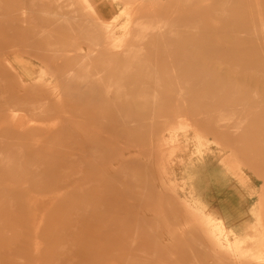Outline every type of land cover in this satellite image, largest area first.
Wrapping results in <instances>:
<instances>
[{
	"label": "rangeland",
	"instance_id": "obj_1",
	"mask_svg": "<svg viewBox=\"0 0 264 264\" xmlns=\"http://www.w3.org/2000/svg\"><path fill=\"white\" fill-rule=\"evenodd\" d=\"M0 3V85L2 84V87H0V165H7L5 163L7 159L13 161L16 166L24 163L25 168L21 171H16V181L18 180L19 182L17 186H15V188H23V192L25 191L26 194L24 198H27V189L31 190L30 194H32V196H39V191L42 192L43 190L51 189L52 191L49 190L51 192L48 191V194H51L55 193V191H53L54 188H59L58 190L62 195L60 204L51 209H49L48 206H38L36 210L37 214L39 216L43 215V220L40 222L38 229L36 227L37 242L39 245L37 249H34L32 245L33 222L28 216L27 203L22 202V197L18 199L14 198L18 197V195L12 197L13 194L10 193L7 186L4 187H7V192L3 191L4 188L0 189V212L5 211L6 220L11 222L10 225L14 227L16 231L13 236L8 228L9 223H0V264H9L8 261L11 262V260H9L10 257L17 255L21 256L22 259L14 262L15 264H36L39 262H44L43 264H122L116 256L127 252V249L125 248L124 250L123 248V238L126 239L127 236L122 233V220L119 212L121 211L122 204L124 202L126 204L125 196L127 191L130 190L129 187H135L131 190L132 193L152 192L151 195L147 194L144 196V203L138 201V206H141L139 207L140 210H138L139 217H142L140 214L145 212L143 204H147L148 207L153 208V203L157 204V201L154 200L161 197L166 198V200L163 201L169 200L168 202L172 205H174L175 202L174 199L166 194L162 186L157 184L158 179L155 175V168L151 164V160H154L155 156L154 149L152 148V144L154 143L153 137H155L156 133V128L153 126L154 119H168L167 114L169 113L170 116L173 117L180 115V113L187 115L192 124V126L187 129L193 127L207 133L214 132L218 141H215L218 144L216 145V149L219 153L218 158L225 155L223 150L228 149L232 153L234 151L235 154L233 155L235 158L237 157L238 160L242 159L239 162L241 173L247 176L248 181H250L256 193L255 195L246 192L243 193V198L239 199L238 202H235V200L232 202L234 206L240 207L245 203L252 205L255 201H261L259 195L261 197L260 193L264 190V106H262L264 105V78L260 80V78L253 75L250 71L251 69L248 68L260 64L261 67L264 68V56L244 55L245 52L255 51L250 48H245L243 51H240L243 54L237 55L236 53L231 59L228 58L226 53L221 52L222 49L218 48L219 51L212 53L216 58H206L199 51V55H196V53L194 54L198 59L193 56L192 65L189 67L182 65L181 68H173L178 70L174 75L176 78L170 77V72L168 71L169 64L168 67H161L158 70L159 73L155 72V74L153 73L151 75L144 71H139V73L142 72L139 77H137L138 73H134L135 71H132L134 74L125 75L126 77L120 74V80L132 86L139 84V82L134 79L135 77L136 79L142 78V83H157L161 85V87L167 86L168 84L169 86L166 90L159 93V101L172 99V93H174L175 90L174 87L178 85V83L179 85L182 83V85L187 87L188 83L192 82L191 80H194L196 75L197 77L203 75H199L197 71H186V73H181L179 71L180 69H193L195 66H198V68L206 66L212 71L216 68V71L220 70L218 71L219 73L217 72L216 74L230 78L229 82H226L229 84H227L225 88L219 84H217V86H212L211 88L215 89V92L211 96L209 94L207 95L208 92H206V90H201L203 92L199 91L192 97H188L189 101L192 100L193 105H184L182 108H186L180 111L175 110L176 114L173 113V110L166 113V107L170 106L169 109H181L177 102L176 105L178 107L176 105H160L159 102V104H152L151 106L150 103L144 100V102L141 103L142 99L140 98L141 104L136 108L133 107L134 111L130 114L133 115V118L130 119L127 115V120H132L127 123L131 125L132 122L137 123L138 120V122H140L141 119L144 120V116L142 115H145V120L148 118L152 123L147 120L144 122L141 120L143 123L140 122L139 124L137 123V125L134 123L132 126H135V129L128 131L126 129V122L120 116H117V113L111 109L112 107L108 101L111 98V93L107 91V87L106 89L104 88L106 85L110 84V75H114L113 77H116V81L119 82L118 78L120 77L117 76L118 74L109 75L108 67H105L106 72L102 71V75L100 76L101 80H97L96 77L95 79L99 82L95 83L94 75L97 76L95 71L100 70L101 58L99 55H94L98 52V46H94L92 42L87 41L84 37L86 23L83 17L85 16V12L79 8L76 12V14L78 13L77 19H71L66 24H63L60 21L54 22V15L45 14L38 9L44 8L47 4L55 5L56 0H43L40 3L37 2L34 5V7L37 8L28 13L27 8L32 5L31 0H2ZM195 3L193 7L199 8L202 13H204L205 5H211L210 0H197ZM151 4H153L152 8L154 10L146 14H150L152 17L158 19L162 18L161 20L164 22H173L172 24L174 25L168 24L166 26L170 28L174 27L175 31L177 30L176 36L179 38L188 34L185 20H190L191 18H189V15L185 16L187 13L183 9L178 12V6L167 4L165 0L158 5L156 2ZM89 6L90 13L88 14L89 22L87 24L89 34H92L94 30L95 21L103 22L108 27L112 26L111 29L115 36L122 34V29L128 18L126 15L127 8L120 0H113V4H111L109 0H89ZM211 8L212 5L210 6V9ZM186 11L188 12V9ZM72 13L73 11L70 14ZM193 16H195L193 18L199 17L194 20L197 21L198 19L200 23L204 22L203 15L199 16L194 14ZM205 17L207 18V16ZM233 19L236 20V18ZM211 28L217 29V32H212L210 36H242L250 38L249 30L252 31L253 29L264 28V24L255 25L252 24L250 18L241 17L239 18V22L213 26ZM218 29H222V31L218 32ZM225 29L229 30L224 31ZM239 30H244V32H240ZM257 37L256 39L251 38L243 42L241 40H224L209 44H213V46H217L218 44L217 47L234 43L247 46L263 45L264 33H261L259 36L257 35ZM162 41L163 39L152 37V39H148L145 42L152 47L150 50L147 49L148 51L142 56L145 63H150V60L158 57V51L162 46L168 44L166 42L167 40H164L165 42ZM161 42L163 44H161ZM169 42L177 45V42L172 40ZM186 45L189 47L177 48L174 51L180 54V57L184 55V51H186V53L198 51V48L195 49L196 46L194 44H192V47L190 43ZM200 55L203 57L201 58ZM14 57L20 60L17 62L14 61V65L18 67L19 72L17 69H14L15 67L8 66L5 63L6 59H14ZM204 61H206V65H203ZM222 61H224V63ZM249 63H251V65ZM40 70H42V72H39ZM204 70L200 73H204ZM15 71H17V73H15ZM202 77L211 76L205 74V76ZM253 80L261 81L262 85H258L256 82L254 83ZM179 81L182 82L180 83ZM103 83L105 85H103ZM238 83H246V85H243L242 88V84ZM255 84L257 86H255ZM248 85H251V88ZM249 88L251 89V93ZM253 88L259 89L254 90L255 93H253ZM161 94H164V96H161ZM251 94L253 95L251 96ZM255 96H257L258 99L255 98ZM250 97L258 100L259 104H256L257 107L252 106L250 103L253 101V104H255L257 100H251ZM55 98L58 99L54 101ZM128 98L131 99L129 96L127 99ZM21 99L27 100V103H22L23 100ZM36 99L52 100V103L43 106V110H45L42 112L43 115H40L42 113L39 115L33 112L31 113L36 124L44 127L50 126L48 131L41 130L40 128H27V126L31 124V120L29 119L31 114L28 115V113L21 112L22 110L20 107L24 109V106H28L25 109H27V112H30L28 109L31 107L29 105H31L30 102L32 101L29 102V100L36 101ZM246 99H248L247 102ZM13 101L16 102L12 103ZM100 102H103V104L100 105ZM247 106L248 108H246ZM11 108L14 109L13 111L15 114L13 115L15 117L11 121L5 120V116L9 113V110H12ZM99 109L105 110L104 113L106 116L108 118L112 116L114 120L111 123L86 120L87 118L91 119V116H95L96 111H100ZM136 110L140 113L138 120L135 119L134 116L137 115L134 113ZM58 114L60 116H58ZM67 114L74 115L75 117ZM217 114H231L235 119H232L224 125L216 122L215 115ZM242 117L245 118L243 127L238 128V131H233L230 127L231 124L235 121H240ZM158 125H160L161 128L163 127L160 132L167 135V130L163 129L168 127L169 124H161L159 122ZM82 126L85 128H81ZM101 130L103 131L102 135H104V139L92 142L93 131L95 133ZM186 132L189 136L192 134L190 131ZM180 133L181 132H179V134ZM243 134L248 135L250 139L248 142H245L247 148H241V146H239L243 141ZM130 142H132V145ZM133 143L135 144L134 146ZM125 147L135 148L130 151L129 155L133 158V154L136 150V152H138V155L136 154V159L133 158L132 160L124 162L117 161V163H112L114 167L109 165L108 162H114V158L116 159L117 156L120 155L119 148L124 149ZM235 148L241 149L247 155L240 153L238 155ZM185 155L187 162L188 155L187 153ZM124 156L127 157L126 155ZM75 158L79 160H74ZM88 162H90V166L83 170V165ZM182 162H184V159ZM74 164H77L78 167H74ZM53 166H58V171L54 174H50L48 169H52ZM1 168H4V166ZM62 168L67 172L64 175L60 172ZM177 169L178 167L176 171H178ZM3 171H5V169H1L0 172ZM224 171L225 172L222 171V173L227 174L228 170ZM259 171L262 172L259 173ZM78 179H81L82 183ZM232 180L234 179L232 178ZM218 181L220 180L218 179ZM131 183L135 184L132 185ZM159 192L163 195H160ZM218 195L219 194L215 196L214 193L210 196L216 198ZM19 203H22L23 206H20ZM159 203L164 206L162 204L163 202ZM160 204H157L158 208L161 206ZM166 204L172 206L168 203ZM176 205L172 206L173 212L170 211V209H159L160 216L164 214L166 217H162H165L163 219H165L169 225H174V222L179 223L180 219L183 218L180 215L181 212L177 211ZM209 205L219 207L220 202H212ZM254 205L255 204H253V207ZM179 208L180 207H178V209ZM128 212H134V210L129 209ZM170 212H172L171 219L168 218ZM109 213L112 214L111 221L107 216ZM177 214H179V216ZM2 220H5V218ZM145 221H149V224L143 225L145 229L144 236L146 237L145 241H142L144 242L143 245L147 253L151 251L157 253V255L154 256L153 253L149 255L146 254V259H150V261H148L149 264L164 262L167 259L170 262L167 260L165 264H178L174 256H177L179 250L173 247L171 250L167 249V246L174 245L171 243V234H164L163 237L159 233L157 234L156 224H153L149 219L142 222ZM135 226L136 225H134V230L137 227ZM129 227L132 228L133 226L130 225ZM184 227V231L178 230L179 232L175 231L172 235L175 237H184L187 235V239L191 240V249L198 250L194 251V253L198 252L197 255L195 254L196 257H193V259H195L194 264H205L206 262L211 264L212 259L208 257L207 251L195 247L199 246L200 241H192L193 237L200 236L199 232L194 229L192 225L189 226L188 223H185ZM191 227L194 231H191ZM60 236H62V239L55 245L51 246L47 244V239ZM110 236H113L112 239H110ZM64 237L65 239H63ZM90 239L95 240L91 242ZM142 242H139V244ZM160 244H165V248L163 247L159 250L158 245ZM27 248L29 250H27ZM188 253H190V251L185 249L186 257L184 259L190 258ZM58 255L61 256L57 261ZM163 256L167 259L162 258ZM27 258L31 259L29 263H27Z\"/></svg>",
	"mask_w": 264,
	"mask_h": 264
},
{
	"label": "bare ground",
	"instance_id": "obj_2",
	"mask_svg": "<svg viewBox=\"0 0 264 264\" xmlns=\"http://www.w3.org/2000/svg\"><path fill=\"white\" fill-rule=\"evenodd\" d=\"M1 1L2 0H0V2ZM41 1L43 0H31L32 5L29 6V8H27V13L35 10L37 7H34V5L37 2L40 3ZM120 1L127 8L126 15L128 19H127V22L124 28L122 29L123 31L122 34L119 36H115L113 34L112 29H111L112 26L108 27L105 23L97 22V21H95L94 23L95 26H94V30L92 31V34H89L88 28H87V24L89 22L88 14L90 13L89 12L90 11L89 0H56L55 5L47 4L46 6H44V8H38V9L41 12H44L45 14H48L51 16L54 15L55 16L54 22L60 21L63 24H66L71 19L74 20L76 17H78V13L76 14V12L79 8H81V10L85 12V16L83 17V20H85L84 22L86 23V27L84 28V31H85L84 37L87 41L92 42L94 46H98V52H96L94 55L95 56L99 55L102 60V61L100 60V70L95 71L97 76L94 75V79L97 77L96 78L97 80H101L100 76L102 75V71L106 72L107 67H108L109 75L118 74L117 76L120 77L118 78L119 79V82H118L116 81L117 78L113 77L114 75H110L109 76L110 84L106 85L104 88L106 89L107 87V91L111 93V98L108 100L112 107L111 109L117 113V116H120L126 122V129L128 131L129 130L132 131V129H135L134 128L135 126H132V125H134V123L136 122H132L133 124L131 123V125L127 123V122L132 121V120H129V121L127 120V115L129 116L130 119H132L133 115H130V114L133 113L134 111L133 109L136 108L138 105H140L142 102L146 101L150 103L151 106L152 104L157 105L159 103L160 105L163 104V105H172V106L174 105L175 106L177 102L178 106L181 107V109L180 108L179 109H169L170 106L166 107V110H167L166 113H169L170 110H173V113H175L176 112L175 110H178V111L184 110L186 108V107L184 109L182 108L184 107V105L186 106H190V104L193 105L192 100L189 101L188 97H192L195 93L201 90H204V91L206 90V92H208L207 95L209 94L211 96L215 92V89L211 88L212 86H215V85L217 86V84H219L220 86H223V88H225L226 85L229 84L226 82H229L230 78L220 76L219 74H216L220 70L216 71V68H215V70L212 71L210 68H207L206 66H201V68H198V66H195V68L193 69H189V68H186L184 70L180 69L179 71L181 73H186V71L188 72L197 71L199 75L203 74L202 76H205L206 74L207 76H211V77H202L199 75H198L199 77H197L196 75V77L194 76L195 77L194 80H191L192 82H189L187 79V81L189 82L187 87L182 85L181 83L182 81H179L181 85H179L178 83V85L174 87L175 90H174V93H172V96H173L172 99H166V100L164 99L166 101L165 102L163 100L159 101V97H160L159 93L166 90V88L169 86L168 84L167 86L165 85L161 87V85L157 83L156 84L142 83V80H143L142 78L136 79L135 77L134 79L137 80L139 84L136 86L134 85L132 86L131 84H128V83L125 84L123 81H121L120 74L126 77L125 75L131 74V73L132 74L138 73L137 77H139L141 76L140 73H142V72L139 73V71H144L148 73L149 75H151L153 73L155 74V72L159 73L158 70L161 67L162 68H164V66L168 67V64H169L170 66H169L168 71L170 72L169 73L170 77L176 78V76L174 75L176 74L178 70L173 69V68H181L182 65L189 67L190 65H192V62H193L192 59L194 57H197V56H194V54L196 53V55H199L198 54L199 51L206 58H209V59L213 57L216 58V56L212 55V53L219 51L218 48L222 49L221 52L226 53L228 58H231V59L232 57H234L236 53L237 55L243 54L240 51H243L245 48H250L255 51L248 52V53L245 52L244 55H252V56H259V57L264 56V44L259 45V46H247L244 44L234 43V44L222 45L219 47H217L218 44L217 46L215 45L213 46V44L212 45L209 44L213 42H221L224 40L225 41L241 40L243 42L244 40H247V39L258 38L257 35L259 36L261 33H264V28L253 29L252 31L249 30L250 38L242 37V36L241 37L239 36L238 37L236 36L216 37V36H210V34L212 32H217V29H213L211 27L236 23V22H239V18L241 17L247 18V19L250 18V20L252 21V24H255V25L264 24V0H210L212 8L210 9V6H211L210 4H209L210 6L205 5L204 13L200 12L199 8L193 7V4L195 5L196 4L195 2H197V0H165L167 1V4H173V6H178L177 7L179 8L178 12H180V10L183 9L187 13L185 16L189 15L190 16L189 18H191L190 20L189 19L185 20L186 26H187L186 29L188 30V34L184 35L181 38L176 36L177 30L175 31L174 27L170 28L166 26L168 24H172L173 22H170V23L164 22L161 20L162 18L158 19V18L152 17V15L150 14H146L154 10L152 8L153 4L151 3L156 2V4L158 5L159 3L163 2V0H120ZM109 2L113 4V0H109ZM187 9H188V12L186 11ZM72 11L73 13L70 14ZM194 14L199 15V16L203 15L204 24L200 23L198 19L197 21L194 20L198 17L197 16L196 18H193L195 17L193 16ZM205 16H207V18ZM233 18H236V20H234ZM227 30L225 29L224 31H227ZM220 31H222V29H218V32ZM239 31L244 32V30H239ZM152 37L163 39V41L167 40L166 42L168 44L165 46H162L161 49L159 48L160 50L158 51V57H155L153 60H150V63L149 62L145 63V60H143L142 56H144V54L148 51L147 49L150 50V48H152L150 44L145 43V42L148 39H152ZM222 38H225V39H222ZM171 40L174 42H177V45L171 44L172 42L171 43L169 42ZM162 42L161 44H163ZM188 43H190L191 47L193 46L192 44H194L196 46L195 49L198 48V51L197 52L194 51V53L192 51L188 53L184 51L185 52L184 55L180 57L179 56L180 54L176 53V51L174 50L177 48H185L187 46L186 44ZM188 47L189 46H187V48ZM14 61L17 62L20 60L14 57V59L12 58L6 59L5 63L8 66L15 67L14 69L15 70L17 69V71L19 72L18 67L14 65ZM205 62L206 61L203 62V65H206ZM222 62L224 63V61ZM258 63H261V62H258ZM249 64L251 65V63ZM248 69H251L250 70L251 73L253 75L258 76L260 80L264 78V68L261 67V64L258 66H251ZM203 70H204V73H200ZM17 71H15V73H17ZM132 71H135V72L133 73ZM39 72H42V70H40ZM96 79H95V83H98L99 81H97ZM253 82L254 83L256 82L258 85H262V82L259 80L258 81L253 80ZM238 84H242L241 85L242 88H243V85H246V83L245 84L238 83ZM103 85L105 84L103 83ZM248 86H250L251 88V85H248ZM255 86L257 85L255 84ZM0 87H2V84L0 85ZM256 89H259V88H255V89L253 88V91ZM250 93H251V89H250ZM253 93H255V91ZM252 95L253 94H251V96ZM128 96L131 97V99L129 98L127 99ZM161 96H164V94H161ZM140 98L142 99L141 103H140ZM255 98L258 99L257 96H255ZM57 99L55 98L54 101H56ZM250 99L255 100V101L257 100L251 97ZM247 100L248 99H246V102ZM14 102L16 101H13L12 103ZM29 102L31 103V105H29L31 107H29L28 109V111L30 112H27V109H25L28 106L27 107L24 106V109L20 107V109L22 110L21 112L28 113V115H30L33 112L34 114L39 115L40 113L45 111L43 110V106H45L46 104L49 105V103H52V100L49 101V99H44V100L36 99V101L29 100ZM22 103H27V100H23ZM250 103L252 104V106H255V107H257L256 106L257 103L259 104L258 100L255 104H253V101ZM102 104L103 102H100V105ZM246 108H248V106ZM13 110L14 109L9 110V113L5 116V120H8V121L13 120V118L15 117L13 115L15 114ZM99 110H100L99 112L96 111L95 116H91L92 117L91 119L87 118L86 120L88 121L92 120V122L93 121L95 122L96 120L98 122L101 121L102 123H106V122L111 123L114 120V117L109 116L108 118L106 116V114L104 113L105 110L103 109H99ZM134 113L137 114L134 116H135V119L138 120L140 113L137 110ZM40 115H43V113ZM67 115H70V114H67ZM58 116L60 115L58 114ZM70 116L75 117L74 115H70ZM142 116H144V120L141 119L143 122L146 120L150 121L148 118L145 120V115H142ZM215 116L214 117L216 118V122L222 123L224 125L230 122L232 119H235L233 115L231 114H220V115L217 114ZM167 118L168 119H156V120L154 119L153 126L154 128H156V133H155V137H153L154 143L152 144L153 145L152 148L154 149L155 156H154V160H151V164L156 169V170L154 169V171L158 179V181L156 180L157 184L161 185L162 188L165 190L166 194L169 195L170 198L174 199L175 201L174 205L168 202L169 200L163 201V200H166V198L161 197L162 199L159 198L154 201H157V204H160L159 202L161 203L163 202L162 204L164 206L160 204L161 206L158 208V205L153 203V208H151V207H148L147 204H143L145 207V212L140 214L142 215V217H139L138 210H140L139 207L141 206H138V201H142V203H144V200H143V198H145L144 196L147 194L151 195L152 192L132 193L131 190L135 187L134 186L129 187L130 190L127 191L126 196H125L126 204L125 202L122 204L121 211L119 212L121 216V220H122L121 221L122 230H123L122 233L126 234L127 236L126 239L123 238V248L124 250L126 248L127 252L118 254V255L116 254L117 255L116 258L119 259V261L122 264H149L148 261H150V259L149 258L146 259L147 257L146 254L149 255L150 253H153V251L147 253V250L145 249L143 245L144 242H142V241H145V238H146L144 236L145 229L143 228V225L149 224V221H145V222H142V221L149 219L151 220V222H153V224H156L157 234L159 233L163 237H164V234H167V235L171 234V239H172L171 243L174 245H170L169 247L167 246V249L171 250V248L173 247L174 249L177 248L179 250L177 256H174V259L178 264H194L195 259H193V257L194 256L196 257V255L198 254V252L194 253V251H198V250L191 249L190 243L192 242L191 240L187 239V235L185 236L182 235L184 237H181V236L175 237L172 235L173 233H175V231H178V230L184 231L185 223H188L189 226L192 225L194 229H196L199 232L200 236L193 237L192 241L194 242L200 241L199 246H195V247L196 248L199 247L200 249H205L207 251L208 257L212 259L211 264H264V190L260 193L261 197L259 195V199H261V201L259 202L255 201L253 203L255 204L254 207H253V204L249 205V203L242 204L240 207L234 206L232 202L234 200L235 202H238L239 199L243 198L244 197L243 193L246 192L248 194L250 193L254 195L256 193L253 190L252 184L250 183V181H248L247 176L241 173V170L239 168V162L242 159L238 160L237 157L235 158L233 155L235 154L234 151L232 153L228 149L223 150L225 155H222V157L218 158L219 153L216 149L217 147L216 145L218 144L215 142L217 141V139H216V135L214 134V132L207 133L197 128L195 129L193 127L191 129H187L188 127L192 126L187 115L180 113V115L173 117V116H170V113H169L167 114ZM29 119L31 120V124L28 125L27 128H30V129L40 128L41 130H46V131L49 130L50 126L44 127L42 125L36 124L34 122V118L32 117V114L29 117ZM141 120L140 122L143 123ZM138 121L137 123L139 124L140 122ZM244 121H245V118L242 117L240 121H237V122L235 121L234 123L231 124L230 127L233 129V131H238L237 130L238 128L243 127ZM150 122L152 123V121ZM159 122L161 124L162 123L169 124L168 127L163 129V130H167V135H164V133L160 132V130L163 127L161 128V126L158 125ZM137 123L135 125H137ZM148 125H149V122H148ZM81 128H85V127L82 126ZM186 131H190V133L192 134L189 136L186 134L187 133ZM179 132L181 133L179 134ZM102 133H103L102 130L99 132H95V133L93 131V135L91 134L92 142L103 140L104 135H102ZM242 136H243V141L242 143H240L241 145L239 144V146H241V148H244L246 147L245 142H248L250 139L248 138V135L243 134ZM130 143L132 145V142ZM134 145L135 144L133 143V146ZM132 149L134 150L135 148L134 147H130V148L125 147L124 149L119 148L120 155H118L116 159L114 158V162H108V164L114 167V164L112 163H117V161L124 162L127 160H132L133 158L136 159L138 155L137 154L138 152H136V150L133 154V158L129 155ZM236 151L238 155L239 153L245 154L244 151H242L239 148H237ZM249 151H252V150H249ZM186 153L188 155L187 162H186V155H185ZM124 155H126L127 157H125ZM217 158H218V161H217ZM183 159H184V162H182ZM74 160H79V159L75 158ZM5 161L7 165H3L4 168H1L3 166L0 165V171L1 169H5V171L0 172V185H1L0 189H3L5 186H7L8 190H10V193L13 194L12 197H14L15 195H18V197H14V198L18 199L22 197L23 198L22 202L27 203V212L29 214L28 216H29V219L31 218L33 222L32 245L34 249H37L39 245L37 242V229L39 227L40 222L43 220V215L39 216L36 210L38 206H45V207L48 206L49 209L57 206L58 204H60L62 195L60 194V191L58 190L59 188H54L53 191H55V193H51V194H48L49 192L52 191L51 189L43 190L42 192L39 191V196H32V194H30L31 190L27 189V198H24L26 194H25V191L23 192V188L21 189L15 188V186H17V183L19 182L18 180L16 181V174H17L16 171L23 170V168H25L24 163L16 166L14 162L10 161L9 159ZM216 161L217 163L215 164ZM88 166H90V162L83 165V170L87 168ZM92 166H93V163H92ZM74 167H78V165L74 164ZM177 167H178L177 169L178 171H176ZM224 170H228L227 174L222 173V171L225 172ZM48 171L50 172V174H54L55 172L58 171V166H53V168L52 169L49 168ZM60 172L62 175L67 173L63 168ZM261 172L262 171H259V173ZM148 174L150 175L149 171H148ZM217 178L220 181H218ZM232 178L234 180H232ZM79 181H81L82 183L81 179ZM131 184L134 185L135 183L134 184L131 183ZM7 187L4 188L3 191H6ZM214 193H215V196L217 194L219 195L216 198L210 196L211 194H214ZM160 195H163V194L160 193ZM151 199H154V198H151ZM214 201L215 202L219 201L220 206L214 207L213 205H209L212 202L215 203ZM166 203L172 206H175L177 204L176 209L177 211L181 212L180 215L183 217V218L180 217L181 219L179 223L177 222L178 224L174 222V225L173 224L169 225V223L165 221V219H163L166 216L164 214L162 216H165V217L160 216L159 209L160 210L163 208L170 209V211L173 212L172 206H168ZM19 205L23 206L22 203H19ZM178 207L180 208L178 209ZM129 209H133L134 212H128ZM172 212L168 214L169 219L172 218L171 216ZM0 215H1L0 223L2 222L6 224L9 223L8 228L10 230L11 235L14 236L16 232L15 228L10 225L11 224L10 221L6 220L7 217L5 216V211L0 212ZM177 215L179 216V214ZM107 216L111 221L112 214L109 213ZM146 217H149V218H146ZM3 218H5V220H2ZM9 220H12V219H9ZM176 220L178 221L177 218ZM130 225L133 227L130 228L129 227ZM134 225L137 226V227L135 226L136 227L135 230H134ZM190 229L191 231H194L192 227ZM110 237H111L110 239H112L113 236H110ZM61 239H62V236L55 237L52 239H47L46 242L48 245L52 246L58 243ZM63 239H65V237ZM94 240L95 239H90L91 242H93ZM138 241L142 243L139 244ZM135 242H136V245H135ZM163 247L165 248V244L158 245L159 250H161ZM185 249L190 251V253H188L190 255V258L188 259H184L186 257ZM27 250L29 249L27 248ZM154 255H157V253H153V256ZM60 256L61 255L57 256V261ZM162 258H166V257L163 256ZM21 259L22 257L18 255L14 257H10L9 260H11V262L8 261V263L15 264L14 262H17ZM30 260L31 259L27 258V263H29ZM167 260L166 261L163 260L164 262H159V263H154V264H165ZM43 263L44 262H39L36 264H43ZM205 264H208V263L206 262Z\"/></svg>",
	"mask_w": 264,
	"mask_h": 264
}]
</instances>
